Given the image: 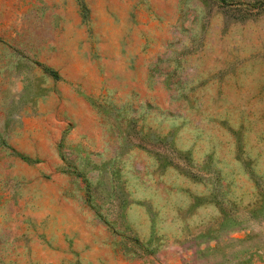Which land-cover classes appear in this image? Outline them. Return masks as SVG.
Listing matches in <instances>:
<instances>
[{"label": "rangeland", "instance_id": "1", "mask_svg": "<svg viewBox=\"0 0 264 264\" xmlns=\"http://www.w3.org/2000/svg\"><path fill=\"white\" fill-rule=\"evenodd\" d=\"M264 264V0H0V264Z\"/></svg>", "mask_w": 264, "mask_h": 264}, {"label": "crops", "instance_id": "2", "mask_svg": "<svg viewBox=\"0 0 264 264\" xmlns=\"http://www.w3.org/2000/svg\"><path fill=\"white\" fill-rule=\"evenodd\" d=\"M135 264H138V263H135Z\"/></svg>", "mask_w": 264, "mask_h": 264}]
</instances>
